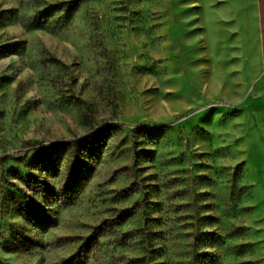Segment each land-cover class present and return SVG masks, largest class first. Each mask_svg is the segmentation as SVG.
I'll return each instance as SVG.
<instances>
[{"label":"rangeland","instance_id":"374dc122","mask_svg":"<svg viewBox=\"0 0 264 264\" xmlns=\"http://www.w3.org/2000/svg\"><path fill=\"white\" fill-rule=\"evenodd\" d=\"M193 18V0H0V264H264L262 54ZM98 128L82 163L32 161Z\"/></svg>","mask_w":264,"mask_h":264},{"label":"crops","instance_id":"0c3cea01","mask_svg":"<svg viewBox=\"0 0 264 264\" xmlns=\"http://www.w3.org/2000/svg\"><path fill=\"white\" fill-rule=\"evenodd\" d=\"M193 22L208 41L225 44L228 37L243 32L244 41L252 39L262 54L261 19L258 0H193Z\"/></svg>","mask_w":264,"mask_h":264},{"label":"trees","instance_id":"16d2710c","mask_svg":"<svg viewBox=\"0 0 264 264\" xmlns=\"http://www.w3.org/2000/svg\"><path fill=\"white\" fill-rule=\"evenodd\" d=\"M258 1H259L260 19H261L262 58L264 62V0H258ZM55 6H56L55 4H52L45 8V10L43 11V13L45 14L44 19L49 18L52 12L59 10L58 8L53 9V7ZM34 25L36 27L38 25H41V23ZM104 131L105 128H98L94 130L92 134L86 135L81 138L72 139L57 145L55 144L51 146L48 145L44 147L42 146V147L34 148L31 152L32 161L35 162L36 164H41V165L45 163V167H47L50 165L52 155L54 153H58L60 155L61 154L66 155L72 161V163H75L77 161L82 163L80 161L81 158L83 159L84 157H86V155H93L91 153L94 150V147L101 145V143L104 140ZM27 177L30 178L31 175L29 174ZM45 188H47V186L42 182V183H36V186H34L33 189L36 193H41L44 192ZM20 203L23 204L25 203V201L21 200ZM34 211L38 212L36 209Z\"/></svg>","mask_w":264,"mask_h":264}]
</instances>
